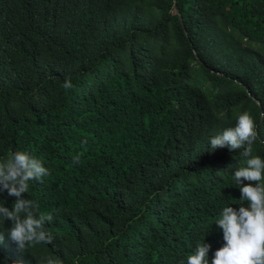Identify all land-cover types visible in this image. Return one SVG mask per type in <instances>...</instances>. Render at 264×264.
I'll return each mask as SVG.
<instances>
[{
	"label": "trees",
	"instance_id": "1",
	"mask_svg": "<svg viewBox=\"0 0 264 264\" xmlns=\"http://www.w3.org/2000/svg\"><path fill=\"white\" fill-rule=\"evenodd\" d=\"M242 112L264 158V0H0V159L48 168L22 197L54 238L20 251L0 217V264H186L204 242L211 264L246 158L209 141Z\"/></svg>",
	"mask_w": 264,
	"mask_h": 264
},
{
	"label": "clouds",
	"instance_id": "2",
	"mask_svg": "<svg viewBox=\"0 0 264 264\" xmlns=\"http://www.w3.org/2000/svg\"><path fill=\"white\" fill-rule=\"evenodd\" d=\"M62 87L67 91L73 87L66 78ZM258 138L257 126L248 112L238 114L234 127H228L210 138V150L227 146L230 151H241L246 166L234 172V180L241 192L239 209L223 207L215 224L222 230L224 244L217 249L211 264H264V158L253 155L254 143ZM84 143H87L85 140ZM80 163V156L73 157ZM49 170L42 161L27 151L9 152L0 159V193L7 191L16 197L11 210L0 204V217L11 221L7 229L9 238L20 251L37 244H52L53 236L45 230V224L53 220L52 214H39V204L23 198L28 193L30 181H41ZM244 181L248 183L245 184ZM3 234H0V240ZM211 245L198 244L187 256L186 264H209ZM46 264H62L56 257L44 258Z\"/></svg>",
	"mask_w": 264,
	"mask_h": 264
},
{
	"label": "water",
	"instance_id": "3",
	"mask_svg": "<svg viewBox=\"0 0 264 264\" xmlns=\"http://www.w3.org/2000/svg\"><path fill=\"white\" fill-rule=\"evenodd\" d=\"M175 4H176V0H175ZM176 10H177V12H178V14H179V16H180L181 21L183 22L182 17H181V15H180V13H179V10H178L177 6H176Z\"/></svg>",
	"mask_w": 264,
	"mask_h": 264
}]
</instances>
